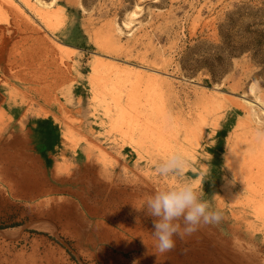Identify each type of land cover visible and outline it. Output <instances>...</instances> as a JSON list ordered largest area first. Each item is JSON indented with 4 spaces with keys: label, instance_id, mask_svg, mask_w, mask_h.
I'll use <instances>...</instances> for the list:
<instances>
[{
    "label": "rangeland",
    "instance_id": "1",
    "mask_svg": "<svg viewBox=\"0 0 264 264\" xmlns=\"http://www.w3.org/2000/svg\"><path fill=\"white\" fill-rule=\"evenodd\" d=\"M17 2L29 19L0 0V264H264L258 195L242 181L259 174L260 200L264 167L236 176L227 162L232 145L264 159L235 98L253 84L264 92V0H56L47 10L63 23L49 27ZM130 20L134 35H120ZM57 41L78 49L71 60ZM95 54L166 73L160 94L148 78L133 84L140 102L163 104L169 145L149 136L140 156L125 143L104 109L109 70L95 93ZM216 87L235 97L219 101ZM175 153L184 173L158 174ZM183 183L222 219L159 253L147 198Z\"/></svg>",
    "mask_w": 264,
    "mask_h": 264
},
{
    "label": "bare ground",
    "instance_id": "2",
    "mask_svg": "<svg viewBox=\"0 0 264 264\" xmlns=\"http://www.w3.org/2000/svg\"><path fill=\"white\" fill-rule=\"evenodd\" d=\"M3 1H5L14 10H16V13L18 12L20 15L29 19V15L25 12V8H23V6L19 4L17 0H3ZM19 1L20 3L24 5V7L27 8V10H29L30 12H34L36 16L40 17L43 20V22L45 21L47 22V24L48 23L50 24L52 22L55 26H56L55 23L57 22H58L57 24L63 23V19L58 12H52V11L47 10L48 8L50 9L54 8L56 0H53L51 2H46L43 0H19ZM131 16L132 18H135L138 16V13L134 11L132 12ZM2 21H3V18L0 15V23ZM49 26H51V24L48 25V27ZM117 26H118L117 31L119 32L120 35H127L129 37L134 35L136 27L134 25L133 20L126 21L124 22L123 25L118 24ZM55 47H56V53H57L56 55L59 57V59L62 62L66 60H71L74 56L73 54H75L78 51L77 48L71 45L59 42V41L56 42ZM52 52H55V50ZM95 57H96V60L94 61V65H93L94 75L93 77H91V81L95 89V93L98 92V90L101 88L99 85L100 83H102V80L104 79V72L105 71L107 72L109 70L107 77L108 78L111 77L110 79L113 78V80L111 81V86L110 85L106 86L107 87L106 90L108 92H111L109 95L110 98L106 99V101L108 102L110 101L109 103L111 104L110 105L108 104L109 107H104V109L108 108L107 114L112 120L111 124L112 123L115 124V127L117 125V127L121 131L120 133H122L123 135V139L125 140V143L128 144L131 148L135 149L134 151H137L140 156H141L140 147H142V145L147 144V143L144 144V141L146 139L148 140L149 136L154 137L156 135L155 138L158 136L157 139H159L157 141H161L160 143L163 145H169V142H168L169 139L167 137H169L170 133L172 135L173 129L170 128L171 132H168V130L166 129V127H168L166 126V122L164 126H162L163 124L161 125L160 121L163 120L164 122L168 118L165 114L164 107L162 106L163 104H161V101L159 102L158 100H156L158 99L157 97L153 101L151 100L152 98L150 99V101H148L147 99V102H148L147 105L144 104L145 101L140 102L141 100L138 96L139 88L137 85L133 84L135 79L139 81L144 78L146 79L148 78L149 81L151 82V85L149 81L148 82L146 81V83H149L151 88L149 89L147 86L146 89L147 88L149 89L150 95H153V94L156 95L157 93L160 94L159 91L157 92V87L160 88L161 84L164 81H169V78L166 77L165 75L166 73L159 69L148 68V67L141 66V65H133L129 62L122 63L121 61H118L117 59L109 57V56L95 54ZM108 82L106 80V83ZM135 83L138 84V82H135ZM142 83H143V80H142ZM143 88L140 90H144ZM215 90L218 91L217 92L218 94H215V96L216 98H218L219 101L220 100L223 101L227 99V96H228L227 93H224L222 91L220 92L219 87H216ZM230 93L234 94L233 92H230ZM141 94H143V92ZM232 94L228 97L230 98L235 97ZM143 96L144 94L142 95V97ZM147 97L149 98V96ZM251 97L254 98V100H251ZM235 98L239 99L238 107L242 108L244 112L247 114L246 116V123H248L247 126H249L251 131L255 133V130L257 128H260L259 127L260 125L264 124V92L260 88H258L256 84H253L250 87L248 94H245L240 97H235ZM139 103L144 104V105L140 106ZM259 110L261 112H259ZM68 130L65 131V134H66V138L70 140L69 135H71V132ZM119 130H116V131H119ZM175 136L176 135H173V137ZM72 143H75V142L72 140ZM155 144L157 145V143ZM101 151L103 155L102 154L100 155L103 156V161L105 163L113 162L112 160L115 158L109 152L100 148V153ZM256 155L257 154L254 155V153L253 154L250 153L248 150L247 152L241 151L237 145H232L230 148L229 154H228L227 162H228V165H230L232 172H234V174L237 176L238 172H240L242 169L246 170L247 168V170H249L252 167L253 163H256L254 164V166L259 165L258 168L264 167V159L262 158V156L261 158L258 157L256 159L255 158ZM258 159H259V162H258ZM245 172H242V173L246 174ZM249 174L247 173V176ZM240 175L238 176L239 178H240ZM257 177H259V174L257 176H252V177H247V178H245L244 176V179L242 181H243V184L245 185V189H247L250 195L255 194V193L258 195V200L256 198H250V200L252 204L254 203L253 207H255V211L257 215L261 218H264V194H263V197H261V199L259 200V191H260L259 183L260 182ZM262 182H264L263 179H262ZM263 186L264 184H262V187ZM261 190L264 191V187Z\"/></svg>",
    "mask_w": 264,
    "mask_h": 264
},
{
    "label": "clouds",
    "instance_id": "3",
    "mask_svg": "<svg viewBox=\"0 0 264 264\" xmlns=\"http://www.w3.org/2000/svg\"><path fill=\"white\" fill-rule=\"evenodd\" d=\"M255 138L264 142V128L255 130ZM187 164L182 153H175L160 162L155 171L161 176H179L184 173ZM144 212L153 218L152 234L157 241L156 249L159 253L175 248V236L183 240L195 233L201 225L216 224L222 219V213L213 209L209 201L203 199L201 190L191 183L157 191L147 198ZM179 221H182L183 226Z\"/></svg>",
    "mask_w": 264,
    "mask_h": 264
}]
</instances>
